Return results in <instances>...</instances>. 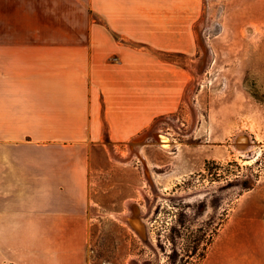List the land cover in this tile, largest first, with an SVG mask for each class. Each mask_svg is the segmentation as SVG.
<instances>
[{"label": "crops", "instance_id": "1", "mask_svg": "<svg viewBox=\"0 0 264 264\" xmlns=\"http://www.w3.org/2000/svg\"><path fill=\"white\" fill-rule=\"evenodd\" d=\"M203 16L204 0H23V32L89 41L0 43V264H88L92 148L118 153L173 112L182 77L156 53L194 49ZM202 264H264V187Z\"/></svg>", "mask_w": 264, "mask_h": 264}, {"label": "rangeland", "instance_id": "2", "mask_svg": "<svg viewBox=\"0 0 264 264\" xmlns=\"http://www.w3.org/2000/svg\"><path fill=\"white\" fill-rule=\"evenodd\" d=\"M208 10L212 21L203 37L194 34V49L156 53L157 69L181 75L182 82L173 112L158 114L152 125L174 148L142 144L155 182L139 158H111L109 141L92 148L88 264H202L242 196L264 187V0H204L203 22ZM23 24H34L23 21V0H0V43L89 41L87 33H25ZM239 135L249 137L247 151L238 150ZM139 138L118 147L119 155L128 156ZM128 201L140 209L142 233L116 218L127 214ZM19 263L5 258L2 264Z\"/></svg>", "mask_w": 264, "mask_h": 264}, {"label": "bare ground", "instance_id": "3", "mask_svg": "<svg viewBox=\"0 0 264 264\" xmlns=\"http://www.w3.org/2000/svg\"><path fill=\"white\" fill-rule=\"evenodd\" d=\"M207 16L205 17L204 22L202 23L201 27L198 28V32L200 31L199 34H201V36H204L205 30L208 28L209 24L211 23V18H210V14H209V10L206 12ZM202 42L205 43V40L202 39ZM204 48V47H203ZM206 56L208 55L207 52ZM202 60V59H200ZM203 62V61H202ZM197 75L196 77V82L198 81V78L201 76L202 74V65L199 64L198 68H197ZM192 94H193V89H191V91L187 94L186 96V100L187 102L190 104L191 103V98H192ZM165 124H167L171 129L176 130L177 127L174 123V121H172L171 119H167L166 122H164ZM162 123V124H164ZM193 130V129H192ZM177 133V132H176ZM191 133V132H190ZM180 134V133H179ZM186 134V133H185ZM144 137H140L137 142H134L132 145L129 146V155L124 157L119 155L111 146H108V151L110 153V156L115 160L118 161V163H128L129 160L133 159L134 157L139 158L140 161H142L143 166H144V171L146 174V178L152 182V180H154L153 178V174L151 172V165L149 164L146 156L144 155L143 151L141 148H143L142 144L146 142V140L151 137L153 139V141H156V143H159V145L161 147L167 148L168 151H171L172 148H174V141L169 138V136L164 135L162 131L160 130H155V128H153L152 130H150V132L146 133L143 135ZM185 136V135H184ZM237 141V139H236ZM244 143V145L239 147V151H247L248 149H250V147L248 146L249 144H251V141L249 139V137L247 135H239L238 137V142ZM149 142V141H148ZM117 150V149H116ZM237 150V151H238ZM243 156H245L247 153H241ZM155 182V180H154ZM155 184V183H153ZM153 186H151L152 188ZM155 191V190H154ZM127 208H128V212H126L127 214L124 213V215L122 214H117L116 218L121 220L124 223H128L131 224L135 230L139 231L140 233H142L144 231V225L142 221H139L140 219H136L137 215H139V208L137 206V204L134 203V201H128L126 203ZM145 217V216H144ZM146 238V235H145Z\"/></svg>", "mask_w": 264, "mask_h": 264}]
</instances>
